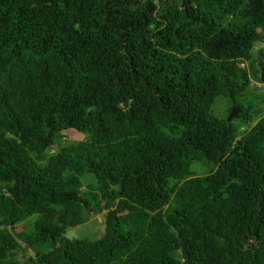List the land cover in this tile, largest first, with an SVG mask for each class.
Here are the masks:
<instances>
[{
	"label": "trees",
	"instance_id": "obj_1",
	"mask_svg": "<svg viewBox=\"0 0 264 264\" xmlns=\"http://www.w3.org/2000/svg\"><path fill=\"white\" fill-rule=\"evenodd\" d=\"M0 264H264V0H0Z\"/></svg>",
	"mask_w": 264,
	"mask_h": 264
},
{
	"label": "rangeland",
	"instance_id": "obj_2",
	"mask_svg": "<svg viewBox=\"0 0 264 264\" xmlns=\"http://www.w3.org/2000/svg\"><path fill=\"white\" fill-rule=\"evenodd\" d=\"M84 137V133L77 132L75 130H68L65 134V138L68 141H77ZM41 164L46 165L47 164V158L44 156V158L41 160ZM103 212L101 213H95L91 214L88 219L82 223L78 224L74 227H71L67 230L66 234L68 237H80L82 235L91 234L95 237H98L103 232ZM22 229V224L15 225L14 230L19 231ZM28 254H32L33 252L31 250L27 251Z\"/></svg>",
	"mask_w": 264,
	"mask_h": 264
},
{
	"label": "water",
	"instance_id": "obj_3",
	"mask_svg": "<svg viewBox=\"0 0 264 264\" xmlns=\"http://www.w3.org/2000/svg\"><path fill=\"white\" fill-rule=\"evenodd\" d=\"M239 110H240V106H238L237 104H232L231 108H230V111H229V113L227 115V120L235 117Z\"/></svg>",
	"mask_w": 264,
	"mask_h": 264
}]
</instances>
